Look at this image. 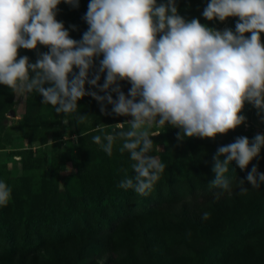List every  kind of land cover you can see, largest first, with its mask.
<instances>
[{
  "label": "clouds",
  "instance_id": "9594fccd",
  "mask_svg": "<svg viewBox=\"0 0 264 264\" xmlns=\"http://www.w3.org/2000/svg\"><path fill=\"white\" fill-rule=\"evenodd\" d=\"M62 2L78 8L80 0H0V84L17 97L37 93L57 114H76L78 123L87 119L78 109L86 95L105 114L107 103L114 114L131 117L111 125L120 131L92 137L108 156L115 142L123 141L119 151H127L134 161L135 175H126L119 188L147 196L164 172L165 165L149 154L152 137L158 135L153 127L179 129L180 141L215 139L245 124L246 104L264 120V0H209L203 17L221 23L238 18L234 31L218 30L197 18L186 20L177 0H89L83 17L88 29L79 41L56 18ZM41 45L48 51L38 53L34 63L19 56L20 49ZM121 81L131 86L127 95ZM86 84L105 95L87 91ZM262 147L264 135L257 134L251 141L241 136L217 149L210 182L222 190L217 198L230 191L229 165L235 162L247 170ZM246 179L252 188H260L264 173L254 165ZM248 190L241 187V195ZM10 196L11 189L0 181V206ZM202 218L207 220L209 213Z\"/></svg>",
  "mask_w": 264,
  "mask_h": 264
},
{
  "label": "rangeland",
  "instance_id": "374dc122",
  "mask_svg": "<svg viewBox=\"0 0 264 264\" xmlns=\"http://www.w3.org/2000/svg\"><path fill=\"white\" fill-rule=\"evenodd\" d=\"M208 2L209 0H181L177 6L186 20L197 18L202 24L218 30L231 28L234 31L238 18L230 17L226 22L221 23L218 20L208 21L203 17L202 12ZM61 5L66 3L62 2ZM247 35L250 36V33ZM47 51L48 49L41 45L37 50L20 49L19 56H28L34 63L38 53ZM101 58L96 60L97 67ZM103 82L102 74L100 83ZM48 86L50 85H46ZM120 87L127 95L131 86L121 81ZM6 90L8 93L4 96L3 92ZM96 91L99 95H105L100 93L99 89ZM111 94L114 99L117 98L115 93ZM31 95L34 96L33 99L28 98ZM42 101L43 97L37 93L17 97L9 87L0 84V181L6 182L11 189L10 199L6 206H0V213L3 209H8L5 217L18 221L22 218V204L25 205L27 200L37 198L35 194L37 191L43 193L46 190L47 196L57 204L58 193H61L65 183L72 176H77L88 183L92 194L98 192L97 195L101 197L102 193L104 195L107 193L108 185L104 182L117 185L126 175L135 174L131 168L134 161L130 159V154L127 151L124 153L119 151L123 141L118 139L113 146L112 155L108 156L92 140L95 135H100L103 139L105 134L120 131L111 125L126 122L131 117L114 114L112 105L107 103L105 107L108 114H105L101 111L100 103L86 95L78 101V109L79 115L87 116V119L78 123L76 114L69 117L57 114L51 105H44ZM243 115L247 118L245 124L227 135H218L215 139L193 137L180 141L177 139L179 129L171 126L153 127L151 131L158 135L152 137L154 147L149 154L159 158L165 165L160 179L147 196L139 194L132 196L122 201L117 208L107 204L100 219L92 220L91 226L94 223H103V217L112 216L116 210L125 211L126 218L134 216L140 218L157 206L156 211L162 216L166 217L173 213L177 216L183 211V204L190 203L195 209L192 214L199 216L203 223L209 222L210 229L206 233L203 232L204 236L199 235V238L206 236L210 238L204 243L200 241L201 243H197L194 247L180 244L172 248V243L164 246L165 249L174 250L176 253L175 258L170 260L171 264H264V208L256 213L255 225L251 226L250 230H247L245 225L232 231L228 230L231 215L237 212V208L231 205V198L241 192V187L252 189L246 177L254 165L264 173V147L261 148L259 157L249 164L247 170H241L235 162L229 165L226 177L230 181V191L223 192L219 198L216 194L222 192L221 189L199 187L207 180L206 174L201 178L191 171V168L197 164H203V169L207 166L213 167V156L217 149L235 142L237 137L246 136L251 141L257 134L264 135V120L251 104H246ZM65 119H68V124L63 122ZM99 125H103V131L98 130ZM123 130H128L127 124L124 125ZM240 179L245 180L243 186L240 184ZM260 189L264 190V184H261ZM139 200L143 202L139 203ZM216 201H220L221 206H217ZM172 207H175L176 211H173ZM205 212L209 213L207 220L202 218ZM120 220L122 219L116 218L110 221V225L103 229L105 234L117 228ZM84 226V224L78 225V230ZM14 231L19 238L15 245L20 246L23 243L25 229L18 224L13 226ZM39 232L44 235L49 234L45 230ZM227 234L232 236V239L216 245V237ZM35 236L36 234H32L30 239ZM75 239L76 237L73 240ZM206 244L214 250L212 257H206ZM8 245L9 240H6L0 232V252ZM74 264L86 263L76 261ZM99 264H108L105 256L100 259Z\"/></svg>",
  "mask_w": 264,
  "mask_h": 264
},
{
  "label": "trees",
  "instance_id": "16d2710c",
  "mask_svg": "<svg viewBox=\"0 0 264 264\" xmlns=\"http://www.w3.org/2000/svg\"><path fill=\"white\" fill-rule=\"evenodd\" d=\"M177 3L180 4L181 0H177ZM88 4L89 0H80L78 8L68 4L58 6L56 18L64 24L71 38L77 41L88 29L83 19ZM86 90L96 91L97 88L86 84ZM7 91L3 92L4 96ZM33 97L28 96L29 99ZM203 166L197 164L191 171L201 178L207 175V180L199 186L206 189L210 187L215 174L212 167L207 166L203 169ZM104 184L108 185L107 193L105 195L102 193L103 196L100 197L97 195L98 192L92 194L88 183L77 176H72L65 183L61 193H58L57 204L47 196L46 190L43 193L37 191L38 193H35L37 198L27 200L25 205L22 204L20 221L5 217L8 209H3L0 213V232L9 240V245L0 252V264H74L76 261L99 264L104 256L108 264H171L170 260L175 258L176 253L174 250L165 249L164 246L172 243V248L180 244L194 247L201 243L200 241L204 243L210 238L209 236L199 238V235L204 236L203 232L206 233L210 229L209 222L203 223L199 216L193 215L195 209L190 203H184L183 211L178 212L177 216L174 213L162 216L156 211L157 206L140 218H136L138 216L126 218L125 211L116 210L112 216L103 217V223H94L91 226L92 220L100 219L107 204L117 208L125 199L138 195L132 189L119 188L118 184L109 185L110 182ZM142 202L143 200H139V203ZM219 202L216 201L215 204L221 206ZM230 202L237 208V212L231 215L228 230L232 231L243 225L250 230L251 226L255 225L256 213L264 208V190L252 188L245 195L238 192ZM171 209L176 211L175 207ZM116 218L122 219L118 222L117 228L105 234L104 227H108L110 221ZM18 224L25 229L23 243L20 246L15 245L19 238L15 235L16 231L13 232V226ZM80 224L85 226L78 230L77 226ZM40 230H45L49 234L44 235L39 232ZM192 233L197 235H191ZM32 234L36 236L31 240ZM229 234L216 237V245L231 240L232 236ZM75 237L77 243L73 240ZM213 251L212 247L207 245L206 257H212Z\"/></svg>",
  "mask_w": 264,
  "mask_h": 264
}]
</instances>
